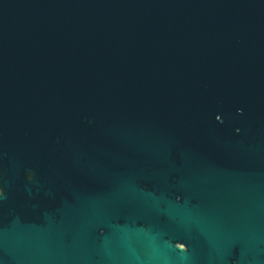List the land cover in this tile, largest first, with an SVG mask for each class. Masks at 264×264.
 Masks as SVG:
<instances>
[{
    "label": "water",
    "instance_id": "obj_1",
    "mask_svg": "<svg viewBox=\"0 0 264 264\" xmlns=\"http://www.w3.org/2000/svg\"><path fill=\"white\" fill-rule=\"evenodd\" d=\"M0 264H264V0H0Z\"/></svg>",
    "mask_w": 264,
    "mask_h": 264
}]
</instances>
